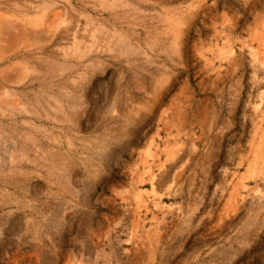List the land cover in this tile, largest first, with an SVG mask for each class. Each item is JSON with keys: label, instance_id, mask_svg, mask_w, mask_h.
I'll return each instance as SVG.
<instances>
[{"label": "rangeland", "instance_id": "rangeland-1", "mask_svg": "<svg viewBox=\"0 0 264 264\" xmlns=\"http://www.w3.org/2000/svg\"><path fill=\"white\" fill-rule=\"evenodd\" d=\"M0 20V264H264V0Z\"/></svg>", "mask_w": 264, "mask_h": 264}, {"label": "crops", "instance_id": "crops-1", "mask_svg": "<svg viewBox=\"0 0 264 264\" xmlns=\"http://www.w3.org/2000/svg\"><path fill=\"white\" fill-rule=\"evenodd\" d=\"M258 2H261L262 0H257ZM261 10V9H260ZM259 13V17H262V15H263V12H261V11H258Z\"/></svg>", "mask_w": 264, "mask_h": 264}, {"label": "bare ground", "instance_id": "bare-ground-1", "mask_svg": "<svg viewBox=\"0 0 264 264\" xmlns=\"http://www.w3.org/2000/svg\"><path fill=\"white\" fill-rule=\"evenodd\" d=\"M2 14V13H1ZM1 21V20H0ZM2 24V22H0ZM1 26V25H0ZM5 26V25H4Z\"/></svg>", "mask_w": 264, "mask_h": 264}]
</instances>
